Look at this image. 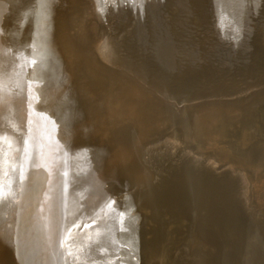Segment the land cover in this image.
<instances>
[{"label":"bare ground","instance_id":"6f19581e","mask_svg":"<svg viewBox=\"0 0 264 264\" xmlns=\"http://www.w3.org/2000/svg\"><path fill=\"white\" fill-rule=\"evenodd\" d=\"M263 16L0 0V264H220L195 228L264 252Z\"/></svg>","mask_w":264,"mask_h":264},{"label":"rangeland","instance_id":"374dc122","mask_svg":"<svg viewBox=\"0 0 264 264\" xmlns=\"http://www.w3.org/2000/svg\"><path fill=\"white\" fill-rule=\"evenodd\" d=\"M259 19H264V18H259ZM259 19H255L256 21L248 23L242 27V29L246 33L245 37L247 39H252L254 33L256 32L255 31L256 27L253 26V24L260 23V21H262V20H259ZM258 25H260V24H258ZM131 210H133V208ZM134 214H135V216H134ZM138 216H140L142 218L145 217L144 219L146 220V218L149 215L146 216L143 209H142V211L139 208L134 209L131 217L136 219L134 224H133L136 229H138V227H142V225H138V218H139ZM151 221L153 222L152 223L153 225H155L157 223L154 219H151ZM193 231H194V236L191 235L190 239H192L194 241V243L197 241L195 243L196 249L203 248L207 252L211 251L210 252L211 254L207 258H209L210 256H212V258H214V255H216L215 258L219 260L220 264H259L261 259H264V252L262 249L255 248L254 246H252L250 244H245L244 242L240 241V239L237 236H233L230 238L231 245L236 246L235 248L222 249L220 240H218L216 238L215 234H212L211 232H209V233L205 232V234L202 233L203 234L202 235L200 233H197L198 230L196 228ZM206 231H208L207 228H206ZM151 233L153 234V232H151ZM198 236H200V237H198ZM216 243H218V244H216ZM236 248H238V249H236ZM213 252L215 254H213ZM210 264H212V263H210Z\"/></svg>","mask_w":264,"mask_h":264},{"label":"water","instance_id":"95a60500","mask_svg":"<svg viewBox=\"0 0 264 264\" xmlns=\"http://www.w3.org/2000/svg\"><path fill=\"white\" fill-rule=\"evenodd\" d=\"M227 76H225L224 78H226ZM214 80V82H215V78H213ZM172 157V156H171ZM119 172H120V170H119ZM167 174H165L164 173V176H166ZM144 208H146L145 206H144ZM145 227L146 228H144V235H143V238H142V241H143V243H142V246L145 244V243H149L150 242V240H151V238H150V236H151V228H153L154 226L152 225V223L151 222H148V221H146V223H145ZM175 246V243H173V242H171V245L170 246H168L167 248H166V251H165V253H164V255L163 256H167L168 258L169 257H171V249L173 248ZM168 250H169V252H168ZM166 262H168V261H163V257H162V255H161V257H159V260L156 262V264H165ZM169 263V262H168Z\"/></svg>","mask_w":264,"mask_h":264}]
</instances>
